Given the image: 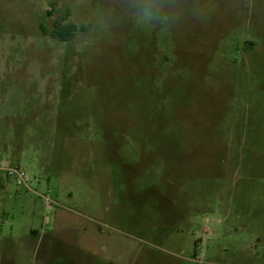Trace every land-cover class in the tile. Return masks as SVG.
Instances as JSON below:
<instances>
[{
	"label": "rangeland",
	"instance_id": "1",
	"mask_svg": "<svg viewBox=\"0 0 264 264\" xmlns=\"http://www.w3.org/2000/svg\"><path fill=\"white\" fill-rule=\"evenodd\" d=\"M0 161V264H264V0H0Z\"/></svg>",
	"mask_w": 264,
	"mask_h": 264
},
{
	"label": "trees",
	"instance_id": "2",
	"mask_svg": "<svg viewBox=\"0 0 264 264\" xmlns=\"http://www.w3.org/2000/svg\"><path fill=\"white\" fill-rule=\"evenodd\" d=\"M42 29L46 33V30L43 27ZM84 29L85 28L83 26L79 27L72 21L64 22L61 19H57L54 22V26L50 32V35L51 37L59 41H71L76 37L77 33L80 30Z\"/></svg>",
	"mask_w": 264,
	"mask_h": 264
},
{
	"label": "built area",
	"instance_id": "3",
	"mask_svg": "<svg viewBox=\"0 0 264 264\" xmlns=\"http://www.w3.org/2000/svg\"><path fill=\"white\" fill-rule=\"evenodd\" d=\"M0 171L4 172L8 178L14 179L19 186L29 187L28 174L18 166H10L5 162L0 161ZM45 204L51 207L53 202L48 197H45Z\"/></svg>",
	"mask_w": 264,
	"mask_h": 264
},
{
	"label": "clouds",
	"instance_id": "4",
	"mask_svg": "<svg viewBox=\"0 0 264 264\" xmlns=\"http://www.w3.org/2000/svg\"><path fill=\"white\" fill-rule=\"evenodd\" d=\"M139 10L147 17H151L152 14L154 13L155 6L150 4V3H144L142 5H140Z\"/></svg>",
	"mask_w": 264,
	"mask_h": 264
},
{
	"label": "crops",
	"instance_id": "5",
	"mask_svg": "<svg viewBox=\"0 0 264 264\" xmlns=\"http://www.w3.org/2000/svg\"><path fill=\"white\" fill-rule=\"evenodd\" d=\"M4 150H5L6 153L9 154V152H10V148L4 149ZM0 189H2V190H4V191H7L6 186H5L4 184H2L1 182H0ZM33 232H34V231L31 230V233H33Z\"/></svg>",
	"mask_w": 264,
	"mask_h": 264
}]
</instances>
